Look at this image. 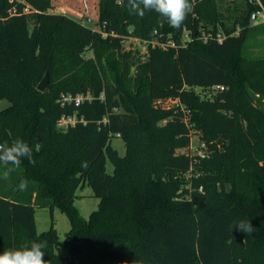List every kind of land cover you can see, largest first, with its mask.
I'll use <instances>...</instances> for the list:
<instances>
[{
  "label": "trees",
  "instance_id": "obj_1",
  "mask_svg": "<svg viewBox=\"0 0 264 264\" xmlns=\"http://www.w3.org/2000/svg\"><path fill=\"white\" fill-rule=\"evenodd\" d=\"M190 2L192 12L174 29L154 11L130 14L127 0H99L95 29L51 11L52 0H0V102L17 93L9 74L40 95L0 106V133L7 137L18 121L36 161L24 158L8 181L0 179V253L46 241L49 264H264V110L254 101L264 96V57L244 55L248 34L264 33V24L250 23V0L240 12L219 0ZM127 37L145 51L127 49ZM46 72L50 93L42 97L46 89L37 86ZM213 85L224 88L202 95ZM62 94L91 98L63 104ZM64 114L85 122L58 128ZM191 129L202 132L206 157L177 152L190 147ZM141 133L150 146L161 145L146 166L135 152ZM114 136L124 138L125 155L112 146ZM239 158L243 170L229 177L236 189L216 198L211 191L224 166ZM21 179L26 192L16 189ZM84 182L100 198L89 218L74 206ZM36 207L68 216L64 239L53 226L37 231ZM238 220H248L253 233L231 231Z\"/></svg>",
  "mask_w": 264,
  "mask_h": 264
},
{
  "label": "rangeland",
  "instance_id": "obj_2",
  "mask_svg": "<svg viewBox=\"0 0 264 264\" xmlns=\"http://www.w3.org/2000/svg\"><path fill=\"white\" fill-rule=\"evenodd\" d=\"M93 0H52V5L56 6L57 8L62 7H68L67 13L68 15L74 17L77 20L82 21L83 23L87 24L90 27H93L95 29H100L99 26V0H97V5L92 4ZM88 9H86V5ZM246 2L245 0H219V5L223 7L224 9L228 10L229 12H235L234 9L237 8L238 12H240L241 9L244 8ZM55 7H53L54 9ZM55 12H58L55 11ZM87 18H90V21H87ZM231 22V19L229 20V23ZM256 25V24H255ZM247 43L244 44L245 53L244 55L247 57L248 60L262 58L264 57V33H261L260 30L254 29L251 30L250 33L247 36ZM125 46L127 49L134 50L135 48L141 49V51H145V43L141 42L138 38L133 37H127L125 40ZM130 51V50H129ZM84 56L94 57L93 51L87 50L84 53ZM98 61H102L101 58H96ZM246 62V61H245ZM127 65V64H124ZM134 73V68L131 70L129 76H132ZM8 80H13L16 85V95L13 96L11 99H2L0 102V106L2 108L7 107L9 108V105L15 101H17L19 104L24 103H31L34 102L40 95L34 90V89H28L21 85L19 78L15 75L10 76L5 75ZM45 76V75H44ZM12 82V81H11ZM49 82L50 77H49ZM13 83V82H12ZM13 83V85H14ZM14 85V86H15ZM264 89V88H263ZM197 90V88H196ZM50 91L46 89L44 91L42 97H47L49 95ZM259 98L258 100H254L256 104L264 110V96L262 95H256ZM170 100V99H169ZM159 101V106H169L170 101ZM254 102V103H255ZM8 109H5V111ZM11 129L8 132V136L4 137L0 133V143L8 144L6 141H14L17 138H22L24 141L25 139L20 134V124L16 120L11 121ZM137 137L139 138V144H136V150L135 152L140 157V160L142 163H144V166H146L147 161L146 157L151 154V152L160 153L161 145L156 146H150L147 137L145 134L141 133L138 134ZM202 132L196 129H191V145L187 148H180L177 150L178 153H193L196 150V146L202 141ZM215 145V143L213 142ZM112 146L116 148L120 155H125L127 151V146L124 138L122 136H114L112 138ZM218 148V145H217ZM215 148H210L209 152L210 154L215 151ZM155 161H159L157 157L154 159ZM242 159H238V162L233 166L230 167L227 164L224 166L222 171V176L219 181L216 182L215 186L212 188V195H214L216 198H222L225 194L230 193L236 189V185L232 184L229 181V177L234 176L238 177L243 170L242 166ZM106 169L108 173H113L114 171V165L113 163L108 159L106 162ZM187 175L180 176V179L186 180ZM77 197L74 202V206L78 209L79 213L84 218H89L92 211L96 210L99 206L100 198L96 197L94 195V192L89 185V183L84 182L83 186L78 188L76 191ZM35 218H36V227L38 232H43L51 228L52 226L56 229V233L61 239L65 238V234L67 231H69L71 224L68 216L63 213L58 207H36L35 208ZM56 252L62 256H68V250L66 248H60L59 250H56Z\"/></svg>",
  "mask_w": 264,
  "mask_h": 264
},
{
  "label": "clouds",
  "instance_id": "obj_3",
  "mask_svg": "<svg viewBox=\"0 0 264 264\" xmlns=\"http://www.w3.org/2000/svg\"><path fill=\"white\" fill-rule=\"evenodd\" d=\"M127 4L130 14L143 17L146 12L154 11L174 29L181 28L193 10L190 0H127ZM24 158H27L30 164L36 163L32 147L22 138L15 139L10 145L0 143V165L3 166L0 169V179L8 181L11 174L21 167ZM82 167L87 168L88 162H82ZM28 187L29 182L21 179L16 189L26 192ZM229 229L251 235L254 227L248 220H238L229 224ZM46 247V241H31L20 248H7L0 253V264H49V261L44 259Z\"/></svg>",
  "mask_w": 264,
  "mask_h": 264
},
{
  "label": "built area",
  "instance_id": "obj_4",
  "mask_svg": "<svg viewBox=\"0 0 264 264\" xmlns=\"http://www.w3.org/2000/svg\"><path fill=\"white\" fill-rule=\"evenodd\" d=\"M250 2L254 3L256 5V8L252 11L250 15V23L253 24H264V5L261 2V0H250ZM90 18H87V21H90ZM209 37L207 35L203 36L204 40H207ZM218 39L221 41L222 37L219 36ZM223 85H213L211 87L207 88H201L200 91L202 95L207 97H213L214 91L217 89H223ZM91 97L85 96V95H76L72 96L71 94H62L61 96V102L64 103H71L73 102L75 105H80L85 99H90ZM170 103H174V100H169ZM78 122H85L83 118L77 117V115H62L57 120V126L61 129H67L70 126L75 125ZM195 154L206 157L207 156V145L204 141H201L197 146L196 150L194 152Z\"/></svg>",
  "mask_w": 264,
  "mask_h": 264
},
{
  "label": "water",
  "instance_id": "obj_5",
  "mask_svg": "<svg viewBox=\"0 0 264 264\" xmlns=\"http://www.w3.org/2000/svg\"><path fill=\"white\" fill-rule=\"evenodd\" d=\"M49 86V73L46 72L45 76L43 79L39 82L38 84V89L44 91L47 87Z\"/></svg>",
  "mask_w": 264,
  "mask_h": 264
},
{
  "label": "crops",
  "instance_id": "obj_6",
  "mask_svg": "<svg viewBox=\"0 0 264 264\" xmlns=\"http://www.w3.org/2000/svg\"><path fill=\"white\" fill-rule=\"evenodd\" d=\"M92 4L97 5V0H93ZM85 6H86V9H88L87 4ZM53 7H55V8L53 9ZM53 7H52L51 11H57L58 10V12H60V13H65L66 11L69 10L68 7L67 8L62 7V6H60V8H57L56 6H53Z\"/></svg>",
  "mask_w": 264,
  "mask_h": 264
}]
</instances>
